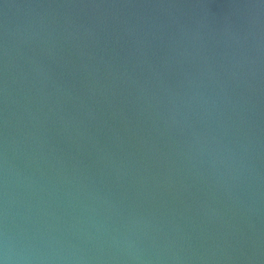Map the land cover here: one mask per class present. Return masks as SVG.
Listing matches in <instances>:
<instances>
[{"label":"water","instance_id":"obj_1","mask_svg":"<svg viewBox=\"0 0 264 264\" xmlns=\"http://www.w3.org/2000/svg\"><path fill=\"white\" fill-rule=\"evenodd\" d=\"M0 264H264V0H0Z\"/></svg>","mask_w":264,"mask_h":264}]
</instances>
